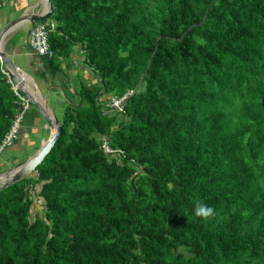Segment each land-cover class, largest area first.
Listing matches in <instances>:
<instances>
[{"label":"trees","instance_id":"trees-1","mask_svg":"<svg viewBox=\"0 0 264 264\" xmlns=\"http://www.w3.org/2000/svg\"><path fill=\"white\" fill-rule=\"evenodd\" d=\"M51 2L32 28L98 82L0 191V264H264V0ZM20 97L0 61V146Z\"/></svg>","mask_w":264,"mask_h":264},{"label":"crops","instance_id":"crops-1","mask_svg":"<svg viewBox=\"0 0 264 264\" xmlns=\"http://www.w3.org/2000/svg\"><path fill=\"white\" fill-rule=\"evenodd\" d=\"M44 11L43 0H0V29L9 21L23 14L38 15ZM34 25H36V22L33 24L26 22L15 27L5 36L0 47L22 72L19 76L24 82L22 91L18 90L17 84L11 83L13 89L20 92L21 107L17 109L15 120L8 130V134L12 131L17 119L23 116L20 130L15 139H19L20 135L24 139L22 145H19L18 148V143L15 142L12 146L13 149H25L32 146L34 144L33 135H36V139L39 135H43L42 131H47L50 135L46 122L24 93L31 96L49 115L60 120L63 117H58L55 109L49 105L51 96H59V92H61L65 95L67 101L78 103L81 98L76 90L79 89L80 82L90 84H97L98 82L95 76L85 67L84 59L80 56V53H75L68 61L57 60L56 62H53L51 57L34 54L29 45V31ZM34 95H37V97ZM31 106L35 110H31ZM24 121L29 122V124L24 125ZM39 139L41 144L45 140L41 137Z\"/></svg>","mask_w":264,"mask_h":264},{"label":"water","instance_id":"water-1","mask_svg":"<svg viewBox=\"0 0 264 264\" xmlns=\"http://www.w3.org/2000/svg\"><path fill=\"white\" fill-rule=\"evenodd\" d=\"M43 3L45 11L42 14H23L20 17L9 21L8 24L4 25L0 29V47L5 36L15 27H18L26 22H31V24H33L34 22H48L51 19L53 15L52 2L51 0H43ZM0 60L6 67L7 71L11 74L14 83L18 86V89L22 91V88L24 87V82L19 76L22 72L16 67L10 56L4 53L1 49ZM24 95L29 98L31 103L36 107V109L46 122V125L50 130V136L47 140H44L42 142L38 151L27 161L17 165L14 168H10L0 173V191L10 187L12 184L19 182L27 176L33 175L37 171L38 167L46 159V157L50 154V152L53 150L54 146L56 145L57 141L63 133L62 124L57 117L49 115L48 112L45 111L40 104L35 102L31 96L25 93Z\"/></svg>","mask_w":264,"mask_h":264},{"label":"rangeland","instance_id":"rangeland-1","mask_svg":"<svg viewBox=\"0 0 264 264\" xmlns=\"http://www.w3.org/2000/svg\"><path fill=\"white\" fill-rule=\"evenodd\" d=\"M74 83L76 84V81ZM75 86L77 87V84ZM59 93H60L59 96H55V97L51 96L49 100L50 103L49 105H51L55 109L56 115L58 117H63L69 101L66 100L64 94H62L61 92ZM31 110H35V109H33V107L31 106ZM61 119L62 118H60V121ZM41 121L43 122V120ZM28 124L29 122L24 121V125H28ZM42 134L43 135H39V137L45 140H47V138L50 136L47 131H42ZM35 136L36 135H33L34 144H32V146L26 147L25 149H17V150L9 149L3 155H1L0 173L6 171V169L14 168L17 165L27 161L31 156H33L38 151L41 143L39 141L40 140L39 137L35 139ZM23 140L24 139H22V136L20 135L17 143H19V145H22ZM19 145L17 146V148L19 147Z\"/></svg>","mask_w":264,"mask_h":264},{"label":"built area","instance_id":"built-area-1","mask_svg":"<svg viewBox=\"0 0 264 264\" xmlns=\"http://www.w3.org/2000/svg\"><path fill=\"white\" fill-rule=\"evenodd\" d=\"M29 44H30L32 51L35 54H38L41 56L46 55V56H50V57L53 55V52L50 49L49 33L47 31L46 25L39 24L38 26H36L35 28H32L30 30V32H29ZM3 72L6 75H8L9 82L13 83L10 75L6 72L5 69H3ZM16 93L19 95L17 90H16ZM124 100H125V98L115 97L112 100L111 107L115 108L117 110H122V103L124 102ZM26 108H28V107H26ZM22 118H23V116H20L17 119L15 125L12 128V131L7 135V137L3 141V144L0 148V154L5 150V148L14 144V140L16 138V135L18 134V132L20 130L19 128H20V123H21ZM105 151L108 153L113 152L108 147H105Z\"/></svg>","mask_w":264,"mask_h":264},{"label":"clouds","instance_id":"clouds-1","mask_svg":"<svg viewBox=\"0 0 264 264\" xmlns=\"http://www.w3.org/2000/svg\"><path fill=\"white\" fill-rule=\"evenodd\" d=\"M3 65L4 64L2 63L3 69L6 70V72L10 75L12 81L14 82L11 74L7 71L6 67L3 66ZM7 77H8V75H7ZM8 80H9V78H8ZM194 214H195L196 217H201V218H204V219H208L209 217H211V216H213L215 214V210L213 208L203 204V203H197L195 205V208H194Z\"/></svg>","mask_w":264,"mask_h":264},{"label":"bare ground","instance_id":"bare-ground-1","mask_svg":"<svg viewBox=\"0 0 264 264\" xmlns=\"http://www.w3.org/2000/svg\"><path fill=\"white\" fill-rule=\"evenodd\" d=\"M33 95V94H32ZM35 97H37V95H34Z\"/></svg>","mask_w":264,"mask_h":264},{"label":"flooded vegetation","instance_id":"flooded-vegetation-1","mask_svg":"<svg viewBox=\"0 0 264 264\" xmlns=\"http://www.w3.org/2000/svg\"><path fill=\"white\" fill-rule=\"evenodd\" d=\"M17 150V149H16Z\"/></svg>","mask_w":264,"mask_h":264}]
</instances>
